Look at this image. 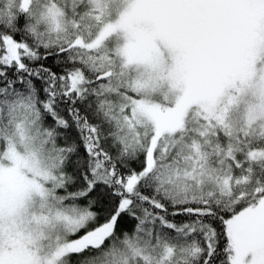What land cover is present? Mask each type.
Here are the masks:
<instances>
[{
    "label": "snow or ice",
    "instance_id": "6c2138e0",
    "mask_svg": "<svg viewBox=\"0 0 264 264\" xmlns=\"http://www.w3.org/2000/svg\"><path fill=\"white\" fill-rule=\"evenodd\" d=\"M0 264H264V0H0Z\"/></svg>",
    "mask_w": 264,
    "mask_h": 264
}]
</instances>
